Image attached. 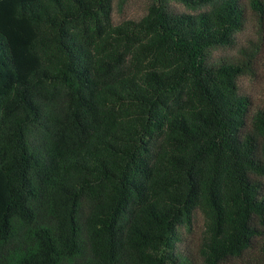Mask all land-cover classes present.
Instances as JSON below:
<instances>
[{"label":"trees","instance_id":"obj_1","mask_svg":"<svg viewBox=\"0 0 264 264\" xmlns=\"http://www.w3.org/2000/svg\"><path fill=\"white\" fill-rule=\"evenodd\" d=\"M157 0L114 25L112 0H0V264H184L179 225L207 221L203 264L264 256V110L214 61L241 0ZM260 32L264 0H249Z\"/></svg>","mask_w":264,"mask_h":264},{"label":"rangeland","instance_id":"obj_2","mask_svg":"<svg viewBox=\"0 0 264 264\" xmlns=\"http://www.w3.org/2000/svg\"><path fill=\"white\" fill-rule=\"evenodd\" d=\"M157 0H112L111 21L114 25L127 21L137 22L142 19L148 8ZM249 0H241L246 8L245 22L242 29L234 35L233 44L211 51L214 61L246 60V55H253L250 60L251 72L237 80L238 93L249 100V119L258 110H264V26H260L248 8ZM166 8L174 14H196L202 9H189L174 0L163 1ZM207 221L198 209L194 211L189 224L179 225L176 229L177 240L173 244L171 255L184 264H203L200 249L206 238ZM221 264H264L258 245L241 259H229Z\"/></svg>","mask_w":264,"mask_h":264}]
</instances>
